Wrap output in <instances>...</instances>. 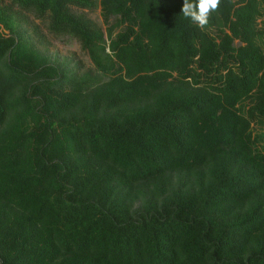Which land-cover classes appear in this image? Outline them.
Listing matches in <instances>:
<instances>
[{"label":"trees","instance_id":"16d2710c","mask_svg":"<svg viewBox=\"0 0 264 264\" xmlns=\"http://www.w3.org/2000/svg\"><path fill=\"white\" fill-rule=\"evenodd\" d=\"M182 5L0 0V264H264V0Z\"/></svg>","mask_w":264,"mask_h":264},{"label":"rangeland","instance_id":"374dc122","mask_svg":"<svg viewBox=\"0 0 264 264\" xmlns=\"http://www.w3.org/2000/svg\"><path fill=\"white\" fill-rule=\"evenodd\" d=\"M96 22L102 24V19L99 14V9H96L92 12H89ZM39 23V22H38ZM40 28L46 33V50L49 53L61 57L73 58L76 61H79L83 68H88L90 66L89 59L84 51L80 49L79 44L71 39L70 37H53L48 34L44 25L39 23Z\"/></svg>","mask_w":264,"mask_h":264},{"label":"clouds","instance_id":"9594fccd","mask_svg":"<svg viewBox=\"0 0 264 264\" xmlns=\"http://www.w3.org/2000/svg\"><path fill=\"white\" fill-rule=\"evenodd\" d=\"M220 4L221 0H183L181 12L185 18L204 28L212 13L218 11Z\"/></svg>","mask_w":264,"mask_h":264}]
</instances>
